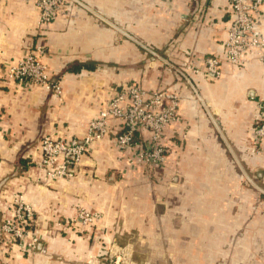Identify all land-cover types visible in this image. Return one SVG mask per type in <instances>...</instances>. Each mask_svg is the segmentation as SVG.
I'll return each instance as SVG.
<instances>
[{"label": "crops", "instance_id": "crops-1", "mask_svg": "<svg viewBox=\"0 0 264 264\" xmlns=\"http://www.w3.org/2000/svg\"><path fill=\"white\" fill-rule=\"evenodd\" d=\"M79 2L82 7L65 6L53 23L38 29L31 1L0 0V68L41 44L48 51L42 60L62 88L58 99L0 75V223L20 197L33 207L45 250L30 254L17 244H2L0 264H100L101 248L118 241L121 231L129 241L132 233L139 237L140 244L129 242L132 258L139 249L134 263L147 250L155 263L171 253L170 263L176 264H264V206H257L260 195L241 173L264 169V139L258 150L253 145L257 101H264L263 66L253 58L238 69L225 64L219 80L194 77L204 108L180 89L162 62L156 60L151 70L144 49L176 65L194 55L222 57L228 0ZM86 7L120 23L138 37L140 48L85 13ZM258 28L264 35V3ZM125 84L181 93L178 122L167 131L164 170L173 175L172 189L164 173L150 177L122 159L115 121L83 158L77 175L42 184L35 166L41 137H83L114 89ZM119 183L126 184L127 201L134 202L123 211L116 210ZM256 183L264 187V181ZM79 209L104 219L90 228L71 224ZM181 217L189 222L181 225Z\"/></svg>", "mask_w": 264, "mask_h": 264}, {"label": "built area", "instance_id": "built-area-1", "mask_svg": "<svg viewBox=\"0 0 264 264\" xmlns=\"http://www.w3.org/2000/svg\"><path fill=\"white\" fill-rule=\"evenodd\" d=\"M28 1L33 3L38 13V29H44L53 23L65 6L74 3L82 7L79 0ZM228 3L230 21L226 28L222 57L194 55L176 65L160 53L143 46L151 60L160 61L167 66L180 89L189 91L203 107L206 105L201 101L194 77L219 80L225 64L231 70L238 69L249 64L253 58L264 69V35L258 28V18L264 0H228ZM47 52L44 45L32 46L19 59L4 63L0 68V75L5 82H13L24 89L41 88L60 99L62 88L42 60ZM250 95L254 97L253 93ZM181 100V93L177 89H145L137 84L116 87L98 114L88 122L83 137L54 138L49 135L41 137L40 160L35 165L41 174L40 182L47 185L71 180L77 175L83 158L94 143L105 138L112 121L117 122L119 128L118 134L114 137L115 146L131 169L142 172L148 168L163 171L168 154L167 131L178 122ZM257 109L253 127L254 150L260 148L264 139V101H257ZM241 173L260 195L257 206H264V187L256 183L257 179L264 181V169L252 173L241 170ZM10 212L11 214L0 223V245L17 244L31 254L44 253L42 238L35 227L33 207L17 197ZM98 219V213L79 209L71 224L80 223L81 226L88 227Z\"/></svg>", "mask_w": 264, "mask_h": 264}, {"label": "rangeland", "instance_id": "rangeland-1", "mask_svg": "<svg viewBox=\"0 0 264 264\" xmlns=\"http://www.w3.org/2000/svg\"><path fill=\"white\" fill-rule=\"evenodd\" d=\"M71 4L74 5V6H77L74 3H71ZM82 9L85 11V13H88V15L89 14H90V16L93 15L94 17L99 19V21H101L102 25H104L105 27L109 26V27L115 29V31L121 37H125L127 39L128 38L131 39V42L133 44H135L137 47L140 48V46H138V45L141 44V41L138 39V37L135 36V35H132L127 30H125L124 27L120 23H118V22L112 23V22L108 21L109 19H107V17H105L106 15H103L100 11L98 12L97 9H92V8H89V7L82 8ZM107 23H110V24L107 25ZM147 58L149 59V62H150L149 63V68L152 70V68L154 67V64L156 63V60H151L150 56L147 57ZM170 75H171V71H170ZM164 169H165V166L163 167V170ZM160 170H162V169H160ZM146 172H147V174H149L148 176H150V177H153V176H155L157 174H159L161 176L164 173L165 174L164 177L168 178V181H165V185H166V187L172 189L173 186H172V183H171L170 179H171V177L173 175H171V174L167 175L165 173L166 170L159 172V171H156V170L154 171L153 169H149L148 168V169H145L144 174ZM150 180H153V179H150ZM124 185H126V184L119 183V185L117 186V195H116L117 196V206H116V210H117V207H118L119 211H123L124 209H128L131 204H132L131 206L134 205L133 200H132V203L127 201L128 192H127V189H124L125 188ZM150 186L152 187V185H150ZM136 193L137 192L134 191V193L132 194L133 195L132 196L133 199H137L138 194H136ZM159 201H160V203H164L165 202L164 200H162V202H161V200H159ZM165 206H167V203H165ZM94 212L99 214V219L97 220V222H95L91 226H88L89 228L94 226V225H96V223H98V221H101L102 219H104V216L101 213H99L97 211H94ZM118 217H120V216H118ZM121 219H122V217H121ZM188 222L189 221H188L187 218H182L181 217V220H180V224L181 225H184V224L186 225ZM85 231L86 230H82L80 233H85ZM121 232H117V236H118V241H116L117 243L116 242L110 243L108 245V247L104 246V247L101 248V252H100V255H101L100 261L101 262H100V264H176V263H170V261L173 260L171 258L172 257L171 253L167 254V257H165V260H166L165 262H158V263L151 262L150 259H149V255H148V253H150V251H147V250L146 251L144 250V254H142L141 258H139L137 260V262L134 263L133 259L135 260V259H137L139 257V249L136 250V248H135V250H134L135 252H134L133 258H132L131 249L133 250V247L132 248L130 247L129 242H132L133 246H135L134 243H139L140 244L139 237H138V235L136 233H132L131 234L132 240L129 241V239H128L129 238V234H128V236H126V234L121 233ZM127 239H128V241L124 242V240H127ZM21 249H23V248H21ZM24 251H26V250H24ZM27 253H29V252H27ZM131 258H132V260H131ZM131 262H133V263H131Z\"/></svg>", "mask_w": 264, "mask_h": 264}, {"label": "water", "instance_id": "water-1", "mask_svg": "<svg viewBox=\"0 0 264 264\" xmlns=\"http://www.w3.org/2000/svg\"><path fill=\"white\" fill-rule=\"evenodd\" d=\"M251 96V95H250Z\"/></svg>", "mask_w": 264, "mask_h": 264}]
</instances>
